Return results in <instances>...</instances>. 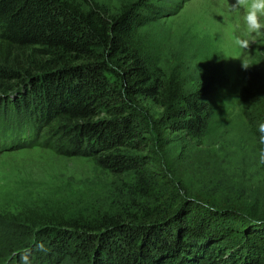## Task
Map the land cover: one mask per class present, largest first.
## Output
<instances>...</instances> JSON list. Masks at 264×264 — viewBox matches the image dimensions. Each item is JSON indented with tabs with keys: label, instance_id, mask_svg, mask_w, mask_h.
Returning <instances> with one entry per match:
<instances>
[{
	"label": "trees",
	"instance_id": "16d2710c",
	"mask_svg": "<svg viewBox=\"0 0 264 264\" xmlns=\"http://www.w3.org/2000/svg\"><path fill=\"white\" fill-rule=\"evenodd\" d=\"M153 9L148 0L116 10L96 0H0V91L21 87L24 103L41 101L34 145L90 156L113 176L93 214L15 206L0 224L23 230L0 232V258L32 231L77 263L264 264V59L243 71L247 142L236 163L206 153L199 147L216 141L209 90L150 62L140 28ZM6 129L20 132L21 120ZM183 139L202 157L189 175L156 153Z\"/></svg>",
	"mask_w": 264,
	"mask_h": 264
},
{
	"label": "rangeland",
	"instance_id": "374dc122",
	"mask_svg": "<svg viewBox=\"0 0 264 264\" xmlns=\"http://www.w3.org/2000/svg\"><path fill=\"white\" fill-rule=\"evenodd\" d=\"M96 1L116 10L132 0ZM148 1L154 9L148 12L149 19L141 26L140 35L150 62L168 72L177 71L188 85L207 86L213 112L211 137L216 141L214 146L199 149L214 153L216 148L235 161L240 146L247 142L239 107V91L244 84V69L239 59L256 66L264 59V38H259L248 50L233 45L234 35L242 24V15L229 9L234 0ZM21 89L0 91V217L17 205L32 203L40 209H59L64 215L93 214L90 211L102 206L107 198L113 176L90 156L34 145L37 137L29 125L36 123L37 107L42 104L32 100L33 94L29 100L25 98L29 103H24L21 99L24 89ZM5 119H8L6 124ZM16 119L21 120L20 132L6 129ZM28 138L29 142H18ZM190 145L183 139L156 153L175 172L189 175L190 167L196 169L202 162V157L196 156V148ZM22 230L0 224L2 236L9 239L19 236ZM29 234L24 241L26 245L20 242L12 253L7 248L2 251L0 264H23L24 255L31 264H43L45 259L47 264H94L88 260L77 263L68 252L53 250L47 238L39 237L37 232Z\"/></svg>",
	"mask_w": 264,
	"mask_h": 264
},
{
	"label": "clouds",
	"instance_id": "9594fccd",
	"mask_svg": "<svg viewBox=\"0 0 264 264\" xmlns=\"http://www.w3.org/2000/svg\"><path fill=\"white\" fill-rule=\"evenodd\" d=\"M230 11L242 15V24L232 43L241 50H248L259 38H264V0H234L229 4ZM243 69L251 65L239 59ZM260 144L264 145V123L259 124ZM259 164L264 165V148L259 151ZM42 247V246H41ZM23 264H31L27 255L21 257Z\"/></svg>",
	"mask_w": 264,
	"mask_h": 264
}]
</instances>
